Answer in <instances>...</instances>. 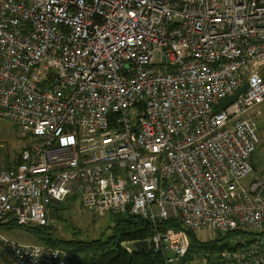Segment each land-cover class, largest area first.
<instances>
[{
  "label": "built area",
  "instance_id": "built-area-1",
  "mask_svg": "<svg viewBox=\"0 0 264 264\" xmlns=\"http://www.w3.org/2000/svg\"><path fill=\"white\" fill-rule=\"evenodd\" d=\"M263 106L264 0H0V119L28 141L0 167V229L52 226L74 197L150 222L167 264L188 232L229 247L217 264H264ZM2 250L71 264L0 232Z\"/></svg>",
  "mask_w": 264,
  "mask_h": 264
},
{
  "label": "rangeland",
  "instance_id": "rangeland-1",
  "mask_svg": "<svg viewBox=\"0 0 264 264\" xmlns=\"http://www.w3.org/2000/svg\"><path fill=\"white\" fill-rule=\"evenodd\" d=\"M257 122L261 142L258 152L253 158L256 167L253 177L264 173V106L260 109V114L257 115ZM27 143V140L21 138L18 128L14 123L9 120L0 119V167H10ZM251 179L252 176L249 178V181ZM116 216L110 213L98 215L87 212L82 208L78 199H69L62 204L57 216H52L56 220V223L50 229L42 232L41 236L55 238L56 243H58V246L55 248L72 252L73 248L69 247L70 244L81 243L91 245L100 239H103L105 242L108 241L114 233V217ZM0 231L4 232L3 235L5 237L19 244L46 245L41 240H37V237L26 228L17 226L14 228L2 227ZM200 238L203 241L217 239L214 234L201 236ZM72 253L74 254V252ZM86 254L87 257H91L89 253L86 252ZM81 255L83 256L84 254ZM197 259L199 260L200 257H197ZM0 264H16L10 251L2 250L0 252Z\"/></svg>",
  "mask_w": 264,
  "mask_h": 264
},
{
  "label": "trees",
  "instance_id": "trees-1",
  "mask_svg": "<svg viewBox=\"0 0 264 264\" xmlns=\"http://www.w3.org/2000/svg\"><path fill=\"white\" fill-rule=\"evenodd\" d=\"M19 159L20 155H18L15 163H18ZM69 199H74V197ZM59 210L60 207L54 208L52 216H57ZM114 218V233L108 241L105 242L100 239L91 245L70 244L69 247L73 248L72 252L74 254L64 250L71 256V264H167L161 255L154 253L148 246L149 240L154 235V228L150 222L129 215H117ZM163 225L166 227H180V225L174 226L172 222ZM3 227L14 228L16 225L7 224ZM50 227L26 229L32 232L37 237V240L44 242L45 246L55 248L58 246L55 238L41 236L42 232L50 229ZM188 234L191 241L190 252L180 264H187L192 261L196 264H200L202 261H206L207 264H217V259L220 258V255L226 249L229 250L227 245L219 247L215 242L205 244L194 233L188 232ZM86 252L91 257H87ZM202 253L203 255L201 256ZM81 254L84 255L82 256ZM197 257H200V259L198 260ZM201 259L202 261L200 262Z\"/></svg>",
  "mask_w": 264,
  "mask_h": 264
},
{
  "label": "water",
  "instance_id": "water-1",
  "mask_svg": "<svg viewBox=\"0 0 264 264\" xmlns=\"http://www.w3.org/2000/svg\"><path fill=\"white\" fill-rule=\"evenodd\" d=\"M248 88V86L246 85V86H244L239 92H238V94L237 95H235V96H233V97H231L227 102H225V103H223L222 105H221V108H220V110H222V109H224V108H226V107H228L230 104H232L242 93H244L245 91H246V89ZM132 258V257H131Z\"/></svg>",
  "mask_w": 264,
  "mask_h": 264
},
{
  "label": "crops",
  "instance_id": "crops-1",
  "mask_svg": "<svg viewBox=\"0 0 264 264\" xmlns=\"http://www.w3.org/2000/svg\"><path fill=\"white\" fill-rule=\"evenodd\" d=\"M0 230H1V229H0ZM0 232L2 233V231H0ZM3 233H4V232H3ZM3 233H2V234H3ZM1 257H2V256H1Z\"/></svg>",
  "mask_w": 264,
  "mask_h": 264
}]
</instances>
